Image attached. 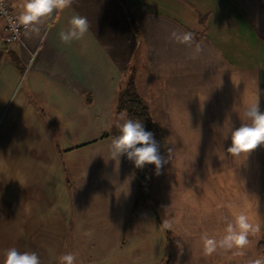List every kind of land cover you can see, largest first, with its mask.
I'll return each mask as SVG.
<instances>
[{
  "label": "crops",
  "instance_id": "crops-1",
  "mask_svg": "<svg viewBox=\"0 0 264 264\" xmlns=\"http://www.w3.org/2000/svg\"><path fill=\"white\" fill-rule=\"evenodd\" d=\"M3 1L18 15L21 0ZM150 3L141 10L132 0H73L10 50L0 19V264L12 247L35 252L41 264L69 252L76 264H159L165 222L178 264L259 258L264 146L246 159L227 148L257 95L264 111V0ZM180 10L183 19L172 14ZM76 14L89 31L65 45L58 33ZM173 31L195 32V58V43L176 42ZM130 77L155 110L161 154L171 149L155 212L138 201L139 169L108 154L116 98ZM241 210L260 225L246 254L205 255L201 234L219 239L223 218Z\"/></svg>",
  "mask_w": 264,
  "mask_h": 264
},
{
  "label": "clouds",
  "instance_id": "clouds-1",
  "mask_svg": "<svg viewBox=\"0 0 264 264\" xmlns=\"http://www.w3.org/2000/svg\"><path fill=\"white\" fill-rule=\"evenodd\" d=\"M73 0H21L19 13L15 17L7 16V23L13 31L22 27L26 32L38 33L40 26L50 18L54 12L62 11L71 7ZM7 15V14H5ZM90 28L88 19L81 15H73L69 20L68 29L58 33L61 43L70 45L73 41H79L88 33ZM172 38L181 44L192 46L195 43V32L171 33ZM201 51L198 43H195L194 55ZM244 121L241 126L230 130L231 145L227 153L233 158L244 157L260 146H264V111L260 110L259 96L249 103L243 113ZM121 123H118L119 134L115 136L108 147L109 159L118 160L122 155L132 161L136 168L142 169L145 165H154L155 174L159 175L164 164L170 159L167 150V157L161 154L160 144L155 139L154 133L145 129L143 123L126 118L124 113L120 115ZM229 209L233 205H226ZM225 227L223 235L217 239L209 236L207 232L201 234L203 251L205 255H212L218 250L232 251L234 256H244L245 249L251 241L250 236L260 232V225L252 220L247 211L233 212L231 219L224 217ZM164 228L169 224L165 222ZM76 254L69 252L59 256V264H76ZM4 264H41L35 252H20L15 247L6 251ZM247 264H264V257L250 259Z\"/></svg>",
  "mask_w": 264,
  "mask_h": 264
},
{
  "label": "trees",
  "instance_id": "trees-1",
  "mask_svg": "<svg viewBox=\"0 0 264 264\" xmlns=\"http://www.w3.org/2000/svg\"><path fill=\"white\" fill-rule=\"evenodd\" d=\"M126 9V14L128 17V20L134 29V32L137 35V28L135 25V20L131 12L130 6H124ZM0 60H1V54H0ZM121 113H124L126 115V118H130L133 120H137L144 124L145 129L148 131H151L154 133L155 139L160 144V151H163V148L165 147V140L164 136L158 127V125L154 122L152 119L149 110L144 103V101L138 96L135 87L133 79L130 77L127 83L122 85L118 91V95L115 102V116L114 120L119 118ZM119 134L118 128L112 127V135L113 137L117 136ZM145 165L142 169H139V184H138V194L137 198L138 201H143L142 203L147 202V197L145 194V190H148V184L146 185V177L145 175ZM149 166V165H148ZM137 201V200H136ZM145 205V204H144ZM147 205V203H146ZM149 210H152L155 212L156 207H150L147 205ZM165 235H166V247L164 251V256L159 264H178L177 257H178V247L177 244L172 236V233L167 229L164 228ZM258 255L259 257H264V236H262V239L260 240L258 244Z\"/></svg>",
  "mask_w": 264,
  "mask_h": 264
},
{
  "label": "rangeland",
  "instance_id": "rangeland-1",
  "mask_svg": "<svg viewBox=\"0 0 264 264\" xmlns=\"http://www.w3.org/2000/svg\"><path fill=\"white\" fill-rule=\"evenodd\" d=\"M128 2H131V0H126ZM136 7L138 9H141V10H151L153 9V4H151V0H147V2L149 3H146L145 0H132ZM182 11L180 10V14L177 13V12H173L172 14H174L176 17H180L183 19V15L181 13ZM194 13H198L197 11L194 10ZM0 43H1V40H0ZM145 104L149 107L150 109V113H151V116L153 118V120L156 122V114H155V110H153V106L151 105V103L149 101H146ZM122 121L120 120V117L115 119L114 122H113V127L115 128L116 125L118 123H121ZM117 128V127H116ZM145 179H146V182L145 184L147 185L148 184V190H145V194L146 197H147V205H149L150 207H156L157 205V200H158V194H159V191H160V177L159 175H156L155 174V166L154 165H147L145 167ZM261 208H262V219H264V197L261 198Z\"/></svg>",
  "mask_w": 264,
  "mask_h": 264
},
{
  "label": "built area",
  "instance_id": "built-area-1",
  "mask_svg": "<svg viewBox=\"0 0 264 264\" xmlns=\"http://www.w3.org/2000/svg\"><path fill=\"white\" fill-rule=\"evenodd\" d=\"M7 16L15 17L10 5L2 0L0 1V19L3 21V44L6 50H10L21 42V37L25 30L22 27H18L16 31H13L7 23Z\"/></svg>",
  "mask_w": 264,
  "mask_h": 264
}]
</instances>
